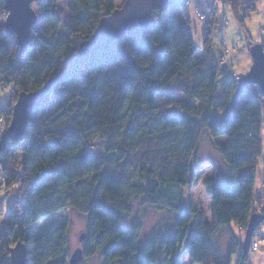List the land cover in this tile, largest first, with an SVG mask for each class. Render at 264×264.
Returning a JSON list of instances; mask_svg holds the SVG:
<instances>
[{
	"label": "trees",
	"instance_id": "obj_1",
	"mask_svg": "<svg viewBox=\"0 0 264 264\" xmlns=\"http://www.w3.org/2000/svg\"><path fill=\"white\" fill-rule=\"evenodd\" d=\"M38 1L41 21L20 56L14 36L5 33L0 0V85L14 84L15 90L6 121L20 91L55 81L30 114L27 132L20 139L0 137V193L15 185L22 193L7 228L0 229V264H10L18 242L26 246L28 264H69L67 223L37 236L33 228L70 207L88 215L84 257L100 252L103 264H182L185 253L193 263L223 264L215 233L230 223L247 228L257 215L264 94L233 74L217 84V7L202 45L194 39L191 0H173L168 10L156 11L150 30L79 58L99 20L118 7L115 0H68L65 19L57 12L61 0ZM223 2L243 25L257 9L256 0ZM261 43L264 47V39ZM204 129L232 177L231 185L224 178L206 182L214 223L202 210L183 205L184 189L196 178L193 159ZM139 197L179 215L173 227L152 235L143 247L141 223L129 228L124 222ZM231 239V253L238 252L239 239ZM244 251L239 260L248 259Z\"/></svg>",
	"mask_w": 264,
	"mask_h": 264
},
{
	"label": "rangeland",
	"instance_id": "obj_2",
	"mask_svg": "<svg viewBox=\"0 0 264 264\" xmlns=\"http://www.w3.org/2000/svg\"><path fill=\"white\" fill-rule=\"evenodd\" d=\"M125 0H115V6H121ZM178 1V0H177ZM41 1L35 2L33 7L38 15H42V3ZM68 0H61L58 4L57 12L65 19L68 15ZM258 11L256 14H252L246 19L245 25H243L238 16L232 10V6L224 4L223 0H191L187 7L192 18V25L195 29L196 26H203L210 17L212 9H218L219 23L215 27L213 32L214 49L216 51L217 59L221 62L222 53L225 51V47L229 50L227 55L230 61L231 67L227 68L221 63L220 75L217 84L230 79L232 71L239 76V80H244L249 70L251 69L254 60L250 55V47L254 43H260L264 39V0H259ZM224 8H226L229 23L226 27L223 25ZM197 10L203 11V18L196 16ZM245 11L244 7L239 9V14L242 15ZM206 32L205 29L199 28V32L195 33V40L197 44L202 45L204 42ZM14 84L9 87L0 85V108H8V104L14 95ZM4 110V111H5ZM2 113L5 116V113ZM264 116V110H263ZM7 118V116H5ZM6 121V120H5ZM10 122L6 121L5 125L0 127V137L4 135L9 128ZM3 126V127H2ZM6 126L8 127L6 130ZM264 127V126H263ZM262 138L264 139V129L262 132ZM215 141L212 138L208 129H204L200 138V143L197 148V153L193 159V169L196 174V178L190 188L184 189L183 205L186 208L193 210H202L205 218L214 223L212 216V197L208 193L206 182L213 178H224L225 182L229 185L232 183L231 173L227 163L221 156L220 151L216 149ZM264 141V140H263ZM94 143L98 148H102L101 140L99 138L94 140ZM257 178H256V200L254 203V211L256 214H262L264 208V142L263 151L261 155V162L257 161ZM20 188L15 185L13 188L7 190L4 189L0 193V229L7 228L6 223L9 219V215L14 212L17 207V200L22 199V193ZM176 209H161L150 203H146L143 197L136 198L133 202L132 212L126 213L124 222L125 226L132 228L137 223H141V236L139 244L143 247L151 238L152 235H164L167 227H173L175 225L176 218L179 216ZM252 219V218H251ZM67 223L69 226V253L66 258L77 248H85L88 240V228L89 219L88 215L79 213L73 208H67L59 213L42 219L34 225L33 232L37 236L42 234L48 229L59 227L60 225ZM248 227V226H247ZM248 228L241 229L235 223H230L221 227L217 233H215L214 240L219 251L221 252V261L223 264H264V245L260 247L259 251H253L251 244L249 246V253L247 260H239L242 253V247L244 246L245 237ZM83 233L87 234L85 239L81 240ZM231 235H234L239 239L240 244L238 246V252L231 253L232 239ZM252 238L254 240H260L264 238V222H261L258 228L255 230ZM252 239V240H253ZM252 242V241H251ZM80 264H103V256L100 252L94 254L91 257H85ZM116 264H120L119 261ZM182 264H197L193 263L188 254H183Z\"/></svg>",
	"mask_w": 264,
	"mask_h": 264
},
{
	"label": "water",
	"instance_id": "obj_3",
	"mask_svg": "<svg viewBox=\"0 0 264 264\" xmlns=\"http://www.w3.org/2000/svg\"><path fill=\"white\" fill-rule=\"evenodd\" d=\"M6 19L4 30L8 36H14L16 44L20 48V56H24L32 39L34 28L41 21L33 4L38 0H4ZM173 0H125L121 6L116 7L109 15L99 20L94 36L84 45L79 58L105 51L113 43H118L128 35L140 36L146 30H150L157 24L156 11L168 10ZM250 55L254 60L245 81L249 84L260 86L264 94V47L263 44L254 43L250 47ZM55 83L54 79L40 90L26 92L20 91L14 103L9 128L4 137L6 139H20L28 129V122L32 111L40 106L42 98L48 93ZM264 222V213L254 215L248 223L243 250L245 255L249 253L252 236L259 224ZM87 237L83 233L81 240ZM85 249H75L69 257V264L83 262ZM10 264H28L27 249L24 243L18 242L11 248Z\"/></svg>",
	"mask_w": 264,
	"mask_h": 264
},
{
	"label": "built area",
	"instance_id": "obj_4",
	"mask_svg": "<svg viewBox=\"0 0 264 264\" xmlns=\"http://www.w3.org/2000/svg\"><path fill=\"white\" fill-rule=\"evenodd\" d=\"M246 9L244 11V13H246ZM203 11L202 10H197L196 12V16L198 18H201V19H204L203 18ZM6 15V14H5ZM221 21H223V25L224 27H226L229 23V17H228V14H227V11H226V8H224V14H223V19H221ZM225 51L222 53V58H221V63L224 64L227 68H230L231 67V64H230V61L228 60L227 58V55L229 53V50H227V48L225 47L224 49ZM232 74L234 75V77L236 78L237 81H239V76L232 71ZM14 88V87H13ZM7 105H5L4 107L0 108V127L1 125H5L6 123V118L4 116V114L2 113V110L4 111L5 110V107ZM3 127V126H2ZM262 155V154H261ZM258 162L260 163L261 162V156H259L257 158ZM264 245V238H260V240H252L251 242V249H253V251H259L260 247Z\"/></svg>",
	"mask_w": 264,
	"mask_h": 264
},
{
	"label": "crops",
	"instance_id": "obj_5",
	"mask_svg": "<svg viewBox=\"0 0 264 264\" xmlns=\"http://www.w3.org/2000/svg\"><path fill=\"white\" fill-rule=\"evenodd\" d=\"M199 1H201V0H199ZM258 1H259V0H256V7H257V9H256V11H255V14H256V12L258 11V4H257ZM227 11H228V10H227ZM252 14H254V13H252ZM252 14H251V15H252ZM201 20H202V19H201ZM229 20H230V19H229ZM202 21H203V20H202ZM207 21H208V19L206 20V22H207ZM206 22H204V23H203V26H201V27H200V26H196L195 29L193 28L194 31H195V33H196V32H199V28H203V29H205ZM192 27H193V25H192ZM205 32H206V29H205ZM205 36H206V35H205Z\"/></svg>",
	"mask_w": 264,
	"mask_h": 264
}]
</instances>
